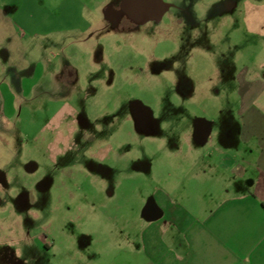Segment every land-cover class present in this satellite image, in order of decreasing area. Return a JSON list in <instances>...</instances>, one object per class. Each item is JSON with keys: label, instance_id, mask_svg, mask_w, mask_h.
<instances>
[{"label": "rangeland", "instance_id": "1", "mask_svg": "<svg viewBox=\"0 0 264 264\" xmlns=\"http://www.w3.org/2000/svg\"><path fill=\"white\" fill-rule=\"evenodd\" d=\"M162 1L159 20L134 24L122 0H0V55L43 74L0 129L13 153L0 264L142 262L156 191L199 214L200 183L231 180L237 86L264 71V0ZM203 152L223 176H201Z\"/></svg>", "mask_w": 264, "mask_h": 264}, {"label": "crops", "instance_id": "2", "mask_svg": "<svg viewBox=\"0 0 264 264\" xmlns=\"http://www.w3.org/2000/svg\"><path fill=\"white\" fill-rule=\"evenodd\" d=\"M24 58L0 55V129L16 114L18 97L42 79L43 74L37 76L35 71L30 81L21 75L27 72ZM4 63L16 70L13 76L5 72ZM243 71L237 86L236 144L223 153L227 161L223 168L232 174L231 180L223 185L215 181L213 192L209 183H200L206 198L203 203L210 205L199 214L165 191H156L150 203L153 212L138 236L137 251L143 260L135 264H264V71L254 72L250 67ZM202 139L208 142L210 134ZM202 155L208 168H200L201 176L210 172L223 176L224 159H218L215 166L208 161V152ZM12 159L6 140L0 137V182Z\"/></svg>", "mask_w": 264, "mask_h": 264}, {"label": "water", "instance_id": "3", "mask_svg": "<svg viewBox=\"0 0 264 264\" xmlns=\"http://www.w3.org/2000/svg\"><path fill=\"white\" fill-rule=\"evenodd\" d=\"M121 7L126 16L135 23L158 20L166 5L162 0H122Z\"/></svg>", "mask_w": 264, "mask_h": 264}, {"label": "flooded vegetation", "instance_id": "4", "mask_svg": "<svg viewBox=\"0 0 264 264\" xmlns=\"http://www.w3.org/2000/svg\"><path fill=\"white\" fill-rule=\"evenodd\" d=\"M165 11H166V8H165V10L163 11V14H164ZM163 14H162V15H163ZM162 15H161V16H162ZM159 19H160V18H159ZM159 19H158V20H159ZM148 21H154V20H148ZM148 21H146V22H148ZM146 22H144V23H146ZM132 23H134V24H144V23H135L134 21H132Z\"/></svg>", "mask_w": 264, "mask_h": 264}]
</instances>
